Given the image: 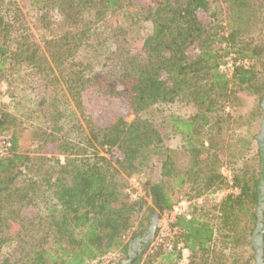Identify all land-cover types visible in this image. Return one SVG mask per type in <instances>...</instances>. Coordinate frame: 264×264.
<instances>
[{"label": "trees", "instance_id": "16d2710c", "mask_svg": "<svg viewBox=\"0 0 264 264\" xmlns=\"http://www.w3.org/2000/svg\"><path fill=\"white\" fill-rule=\"evenodd\" d=\"M213 2L217 0H0V77L13 66L25 67L44 78L51 96V103L40 102L50 123L39 117L37 154L21 153L13 135L11 155L0 158V244L13 223L23 246L33 229L42 228L43 235L30 253L0 264H96L106 256L108 264H171L177 253L155 241L157 232L156 243H143L133 258L130 243L145 238L152 217L172 210L185 189L195 200L215 202L217 225L206 214L177 216L170 225L174 243L195 256L207 252L219 233L230 244L242 240L252 251L245 263L255 262L252 236L262 198L264 143L258 140L255 165L242 164L251 140L229 141L224 130L234 115L228 111L242 94L255 97L252 119L264 113V0H220L225 25L213 15ZM49 10L56 14V34L41 45L31 13L37 18ZM111 15L146 29L138 47L118 61L122 92L105 87L94 73L95 62L109 48L102 28ZM82 54L88 58L81 59ZM244 60L247 66L240 63ZM228 61L229 73L224 70ZM89 93L100 99L94 115L85 111ZM177 99L193 102L202 113L169 118L181 139L175 150L141 115ZM68 105L82 121L76 139L67 136L62 123L72 112ZM212 114L221 118L210 123ZM127 115H134L133 120L127 122ZM19 126L15 116L1 114V133ZM224 165L237 167L231 182L238 190L216 201L209 195L227 185ZM24 170L33 173L18 181ZM138 175L143 179L136 191L129 180ZM45 197L49 199L42 201Z\"/></svg>", "mask_w": 264, "mask_h": 264}, {"label": "rangeland", "instance_id": "374dc122", "mask_svg": "<svg viewBox=\"0 0 264 264\" xmlns=\"http://www.w3.org/2000/svg\"><path fill=\"white\" fill-rule=\"evenodd\" d=\"M212 7L214 11V14H212L216 15V19L220 21L222 25H225L228 19L226 17V11H224V7L222 3H220V0H217V2H213ZM31 17L34 21V24L33 22H31V25L34 29L35 39L41 45L44 43L45 39L55 36V11H46L42 16H38L37 18H35V14L33 15L31 13ZM102 29L105 30V35L109 37V48L106 51L105 56L102 57L99 61L95 62L94 73L97 74L99 81L105 87L113 88L118 92H122L123 88L117 81L116 74L118 61L124 55H127L129 52L134 51V49L138 47V37L144 34L146 29L144 25L140 24L129 26L122 21L117 22L114 15L107 17L104 28ZM252 35L257 36V32L254 31ZM87 55L88 54H82L80 55V58L83 60L87 59ZM240 63L244 66H247L248 60L241 61ZM224 70L228 73L229 71H232L231 61H228V63L225 64ZM0 84L5 85L3 102L0 104V117L2 113H9L15 116L20 121V126L16 131H14L12 128H9L6 131L2 129V131L5 132H0V135L6 134L10 136L11 139L13 135H16L19 139V151L25 155H36V129L37 126H41L40 124H38V120L42 118L41 120L43 123H46V121H48V124L50 123L49 120L45 119V117L47 118L45 106L41 107L40 105L42 99H46L49 103H51V96L47 93V86L45 85L44 78L35 74L34 72H31L25 67L20 68V66H13L5 72V76L3 78L0 77ZM240 97L241 100L240 102H237L236 107H233V109L231 108L228 111L229 114L234 113V115L232 116L230 122H228L225 126V138H227L229 141H234L237 137H242L243 139H247L248 141L251 140V144L248 150L249 152L245 156L244 161H242V164L245 162L247 165H255L257 163L256 153L259 146L258 140L262 137L264 130V113L259 114V116H256L252 119L251 114L256 112L254 103L255 97L250 94H242ZM84 105L86 113L94 115L99 112L101 105L100 99L96 98L92 93L86 94L84 96ZM68 106L71 107L72 112H66V116L62 120V123L67 136L70 137V139H76L78 137L76 125L81 124L82 121L77 110L74 109V107L71 105ZM261 107L264 112L263 102L261 103ZM199 113H202V110L193 102L177 99L171 103L156 105L148 112L142 114L141 117L148 119L154 125V127H156L160 131L165 139L166 145H168L172 149L178 150L181 145V139L178 135H176L173 127L169 125V118L171 116H177L183 119H188ZM235 115L238 116L235 117ZM133 118L134 115H127L126 121L130 122L133 120ZM219 118H221V115H209L210 123H214ZM252 137H255L256 139H252ZM47 157H50V155L48 154ZM59 158L61 161L63 160L62 156H60ZM235 169H237V167L232 168V166L227 165H224L221 168V173L225 177L226 181L229 175L230 178L232 177L233 170ZM32 173L33 171L31 172L24 170L22 177L20 176L18 181H20L21 178L27 179L32 175ZM142 179L143 176L138 175L133 176V178H131L130 180H133L134 185L139 186V182ZM18 185H23V182L20 184L18 183ZM185 192L186 194L181 195L179 202L185 201L187 203L186 213L191 214L195 212L196 215L200 214L202 215V217H204V215L206 214L207 219H209L213 225H217V210L214 205L215 202L211 201L210 199H206V197H200L195 200L194 198H192V192H190L189 190L186 191V189ZM48 199L49 198L45 197L42 201ZM194 203H198L201 208H196ZM45 204L48 205V202L42 203L40 206V210L42 212H45L43 210ZM155 215L157 217L155 229L157 235L155 241L161 244L164 247L165 251L176 252V255L178 256L176 257L175 255V260H173L171 264H179L180 252H178L177 250L170 251L166 248L165 245L166 243L175 245V231L170 227L174 219L171 222L166 220V224L164 214ZM155 215L152 217V219L155 217ZM6 216L8 218H12L11 215ZM13 218L18 219V217ZM11 225L12 227L6 229L3 233V239H5V242L0 244V263L6 258L10 260L19 259L25 253H30L31 247L36 244L43 235L42 228L33 229L32 232H29V234H27L24 239L27 244L29 243V245L24 244L25 246H23L20 240L22 237L21 233L17 235L16 231H14L16 230L14 227H18V224L13 223ZM252 237L255 262H251L250 264H257L254 233ZM158 238L163 239V242H159ZM155 241L153 238L149 242L151 245H154ZM134 243V241L130 243V255L135 252L134 250L136 249V245ZM251 255L252 251L250 247L244 245L242 240L236 241L234 242V244H230L227 239L222 238L221 234L217 233L215 234L214 240L211 246L208 248L207 252L195 256H191V254H189L188 252L187 264H246V260H248ZM101 261L96 264H100ZM108 261L109 259L106 261L107 264ZM122 264H127V261L122 262Z\"/></svg>", "mask_w": 264, "mask_h": 264}, {"label": "built area", "instance_id": "2783aa9c", "mask_svg": "<svg viewBox=\"0 0 264 264\" xmlns=\"http://www.w3.org/2000/svg\"><path fill=\"white\" fill-rule=\"evenodd\" d=\"M230 72V71H229ZM5 92V85L0 84V104L3 102V94ZM12 151V141L11 137L6 134L0 135V158L9 157L11 155ZM130 183L136 189L137 191L140 189V186H136L133 183V180H130ZM227 185L223 187L222 189L214 192L213 194H210L209 196L213 198L216 201L221 200L222 198L235 194L237 192V187L233 186L231 182L230 175L227 177ZM127 193L130 195L131 198H135V194L131 193V191L128 189ZM186 206L187 203L185 201L178 202L176 206L172 209V211H168L164 213L165 217V223L167 224L166 220L171 222L175 217L184 215L187 218H189V215L186 213ZM165 224V225H166ZM159 242H163V239L158 238ZM166 248L170 251L177 250L180 252V261L179 264H187L188 263V251L186 248L182 246V243L177 242L175 245L166 243ZM110 259V256L104 257V259L100 262V264H107L106 261Z\"/></svg>", "mask_w": 264, "mask_h": 264}, {"label": "water", "instance_id": "95a60500", "mask_svg": "<svg viewBox=\"0 0 264 264\" xmlns=\"http://www.w3.org/2000/svg\"><path fill=\"white\" fill-rule=\"evenodd\" d=\"M260 192L262 198L261 201L259 202V207L257 209L258 222L254 235L257 237L256 233L259 232L257 243L255 244L257 264H264V165H263V180L260 184ZM156 218L157 217L155 215V217L151 220V224L149 227V234L146 237L147 240H151L155 236Z\"/></svg>", "mask_w": 264, "mask_h": 264}, {"label": "flooded vegetation", "instance_id": "af4514ba", "mask_svg": "<svg viewBox=\"0 0 264 264\" xmlns=\"http://www.w3.org/2000/svg\"><path fill=\"white\" fill-rule=\"evenodd\" d=\"M263 103H264V100H263ZM263 120H264V119H263ZM263 124H264V121H263ZM259 141H260L261 146H262L263 143H264V130H263V135H262V137L259 138ZM256 234H257V237L254 235L255 243H257V239H258V236H259V232H257ZM134 242H135L134 244L136 245V249L134 250L135 252L132 253L131 255H130V253H129L130 258H133L134 255H135V253H138V252L141 250L142 244H143V243H146V242H147V239H146V237L143 238V239H136ZM135 245H134V246H135ZM130 250H131V249H130Z\"/></svg>", "mask_w": 264, "mask_h": 264}]
</instances>
